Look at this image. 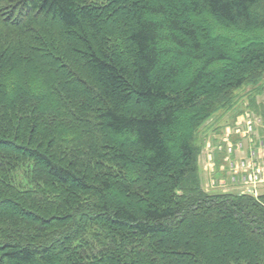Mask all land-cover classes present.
I'll list each match as a JSON object with an SVG mask.
<instances>
[{"label":"trees","instance_id":"trees-1","mask_svg":"<svg viewBox=\"0 0 264 264\" xmlns=\"http://www.w3.org/2000/svg\"><path fill=\"white\" fill-rule=\"evenodd\" d=\"M263 77L264 0H0V264H264V194L204 191L197 143Z\"/></svg>","mask_w":264,"mask_h":264},{"label":"rangeland","instance_id":"rangeland-1","mask_svg":"<svg viewBox=\"0 0 264 264\" xmlns=\"http://www.w3.org/2000/svg\"><path fill=\"white\" fill-rule=\"evenodd\" d=\"M192 21H194L197 24H203L205 27L208 28L207 24L205 23V14L201 16H193ZM211 39V35H210ZM212 40V39H211ZM213 41V40H212ZM206 42V41H204ZM49 45L46 46V49H40V45L37 44L35 46V49L40 53L41 55H46L45 61L46 65L50 72H54L55 65L51 63V59L48 56L50 53V50L55 51L56 44H52L48 42ZM207 43V42H206ZM160 47L164 44H159ZM223 47V45H220ZM226 46V45H225ZM177 49V48H176ZM26 54V55H25ZM21 55L22 61L21 63H24V58L28 55L25 53ZM25 56V57H24ZM175 56V55H174ZM234 59H236V56H233ZM53 67V68H52ZM18 72V71H17ZM18 74L20 75L17 81V84L19 86H22L24 90L31 91L29 94V101L30 103H34L38 101V105L42 112L48 111L49 105H52V102H56L55 94L52 92L51 89H48V87H43L41 89V94L37 93L35 90H30L31 85L29 82L30 78H33L34 75L31 72V69L29 66L25 65L23 68L21 67L19 69ZM38 94L41 95V97H38ZM254 106L256 108V111L253 112L255 117L257 119H261L264 122V77L261 81V83L254 85H247L239 91L237 90L236 94V101L239 103V105L243 101H248L249 103H252V99ZM11 99V97L9 98ZM244 99V100H243ZM37 100V101H36ZM51 103V104H50ZM241 110V108H232L224 111H220L218 114L214 115L211 120H209L203 128L199 131L197 143L202 145V151L201 156L199 158L200 163V176L202 178V188L208 191H211L213 193H228V192H236L241 191L240 185L236 186L232 183L231 179L234 176V172L232 170H228V164L225 163L224 157L225 155L220 153L218 151V148L225 146L223 143H221V138L223 137L225 131L224 126L234 128V113ZM244 110V109H243ZM242 110V113L244 112ZM230 111V112H229ZM183 118H186V115H183ZM57 124L59 122H56ZM230 123V124H229ZM59 125H61L59 123ZM211 125V126H209ZM212 128V129H211ZM216 128L220 129L218 133L215 132ZM176 134H184V130L177 129ZM233 135V134H232ZM255 145H257L258 140L257 138L254 139ZM210 145V146H209ZM224 150V148H223ZM212 157L210 158V156ZM212 159V160H211ZM30 166L25 165L17 171L15 174L14 182L16 186H22V187H31V184L29 182L28 174L30 175ZM135 185V184H134ZM215 188V189H212ZM264 192V191H263ZM210 193V192H209ZM223 236V235H221ZM224 238V237H223ZM221 242L224 240L221 238L219 239ZM55 241V239H54ZM56 242V241H55ZM227 242V240H226ZM60 243V241L58 242ZM217 243V241H216ZM228 247L230 248V252L234 253L239 252L243 247H247V243L240 239L239 237L235 236L232 241L227 242ZM176 261L180 264H185L189 261L187 257H181L180 255L175 258ZM59 264H65L64 262L60 261Z\"/></svg>","mask_w":264,"mask_h":264},{"label":"built area","instance_id":"built-area-1","mask_svg":"<svg viewBox=\"0 0 264 264\" xmlns=\"http://www.w3.org/2000/svg\"><path fill=\"white\" fill-rule=\"evenodd\" d=\"M251 183L264 182V169L262 171H257L253 173L249 178Z\"/></svg>","mask_w":264,"mask_h":264}]
</instances>
